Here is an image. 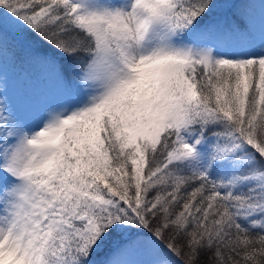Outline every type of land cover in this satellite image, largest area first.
<instances>
[{
	"label": "snow or ice",
	"instance_id": "1",
	"mask_svg": "<svg viewBox=\"0 0 264 264\" xmlns=\"http://www.w3.org/2000/svg\"><path fill=\"white\" fill-rule=\"evenodd\" d=\"M0 264H264V0H0Z\"/></svg>",
	"mask_w": 264,
	"mask_h": 264
}]
</instances>
